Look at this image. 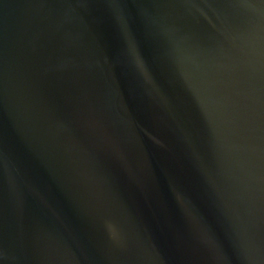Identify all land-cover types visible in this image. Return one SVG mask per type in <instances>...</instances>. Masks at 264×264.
I'll return each mask as SVG.
<instances>
[{"label": "water", "instance_id": "95a60500", "mask_svg": "<svg viewBox=\"0 0 264 264\" xmlns=\"http://www.w3.org/2000/svg\"><path fill=\"white\" fill-rule=\"evenodd\" d=\"M0 264H264V0H0Z\"/></svg>", "mask_w": 264, "mask_h": 264}]
</instances>
